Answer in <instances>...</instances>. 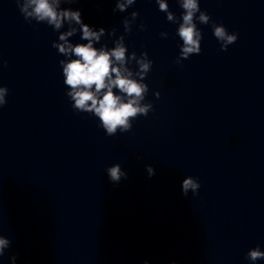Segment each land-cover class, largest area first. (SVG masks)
<instances>
[{"label": "clouds", "instance_id": "obj_1", "mask_svg": "<svg viewBox=\"0 0 264 264\" xmlns=\"http://www.w3.org/2000/svg\"><path fill=\"white\" fill-rule=\"evenodd\" d=\"M65 3H75L77 0H64ZM182 8L180 20L169 10V4L165 0H156L159 11L166 13V19L172 23H178L176 35L183 42L180 46V54L176 63L186 60L192 55L201 52L202 31L197 26L200 24H211L213 35L220 42L221 50L227 51L228 46L234 44L238 36L236 33H229L222 25L211 20L206 11L200 8V0H176ZM17 6L25 21L31 23H45L60 30L65 21L69 25L73 23L80 26L82 32L81 39L87 43H77L73 45L68 37L77 32V28L70 27L66 32L59 35L58 39L62 43L54 42L53 48L58 49V53L66 59L59 61L62 66L63 83L67 87V97L72 102V108L77 112L89 113L99 120L107 136H114L119 130L121 133L129 132L132 129V121L140 116H147L153 110L151 103H144L149 92V86L144 82L146 76L151 71L153 61L148 58L147 52H142L139 56L135 51L129 54L125 45V36L121 35L115 39V46L110 50L107 46L96 48L93 42H99L105 35V29L101 27L99 31H94L92 27L82 21L81 12L71 9L60 10L61 0H16ZM136 0H116V9L125 11ZM198 14V15H197ZM138 17L137 12L132 13L131 20L123 21L125 33H130L132 21ZM140 29L144 30L145 25L141 24ZM115 35L113 29L109 36ZM162 37L167 38L168 33L162 32ZM135 63L136 70L128 65ZM2 66L6 67L7 62L3 61ZM8 88L0 86V107L6 103ZM155 96L159 98L160 93ZM149 178L155 175V169L151 165H146ZM111 182L119 183L121 179H127V172L122 170L119 163H115L106 169ZM201 185L197 178L188 176L182 181V193L187 196L191 191L193 195L198 194ZM11 245V241L0 235V257H3L5 250ZM247 260L255 264L258 260H264V251L260 247L250 249L246 253ZM17 257H10L11 264H16ZM144 264H148L147 261Z\"/></svg>", "mask_w": 264, "mask_h": 264}]
</instances>
